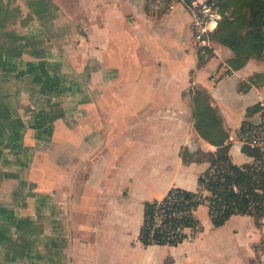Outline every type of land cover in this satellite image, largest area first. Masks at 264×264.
<instances>
[{
    "label": "crops",
    "instance_id": "obj_1",
    "mask_svg": "<svg viewBox=\"0 0 264 264\" xmlns=\"http://www.w3.org/2000/svg\"><path fill=\"white\" fill-rule=\"evenodd\" d=\"M187 4L0 0V74L12 75L19 87L34 90L47 102L46 108L36 110L26 106L31 112L28 120L17 106L8 117L0 115V161L11 163L3 149L16 161L24 138L30 141L32 134L43 133L51 151L59 141L64 160L60 167L52 164L50 171L46 169L41 190L27 189L12 203L0 200V264H264V243L260 245L264 216L259 226L247 214H232L222 224L211 225L213 236L223 234L219 240H204L202 225L175 245L144 244L138 239L143 201L160 199L171 186L196 188L197 175L207 161H182V148L215 149L194 128L195 92L217 116L225 132L223 141L229 144L228 158L235 164L248 160L237 129L256 118L259 102H264V47L259 57L229 67L226 60L232 52L226 45L209 40L200 47L195 42ZM10 15L17 29L23 26L22 16L29 23L43 16L41 23L57 29L78 18L87 33L79 43L87 49L76 70L88 79L87 86L67 78L71 72L60 70L63 60L49 58V49L37 46V33L5 28ZM86 63H91L89 70L83 69ZM68 93L76 95L73 119L64 118L65 106L51 99ZM131 157L153 160L147 163V175L121 167ZM99 163L119 171L112 174L116 177L110 184H100L104 173H93L91 165ZM16 164L21 166L22 161ZM166 166L171 167L167 172ZM19 171L0 168V182L25 183ZM58 171L59 181L54 177ZM153 191L155 197H149ZM93 193L95 199L88 202ZM199 207L206 205L198 204L194 217ZM39 238L44 243L41 249L35 247Z\"/></svg>",
    "mask_w": 264,
    "mask_h": 264
},
{
    "label": "trees",
    "instance_id": "obj_2",
    "mask_svg": "<svg viewBox=\"0 0 264 264\" xmlns=\"http://www.w3.org/2000/svg\"><path fill=\"white\" fill-rule=\"evenodd\" d=\"M187 3L189 0H183ZM219 18L215 26L207 32L209 40L226 45L232 55L226 60L231 68H237L250 57H259L264 47V0H217ZM206 47V46H200ZM1 76L8 77V73ZM193 106V125L198 134L215 146L213 151L193 152L182 148V161L203 158L207 165L196 178L195 190L169 187L160 199L145 200L142 203V219L138 228V239L144 244L175 245L178 241L161 239L159 234L149 235V221L153 208L166 202L171 195L178 198L186 207L196 208L205 204L211 225L218 226L232 214H247L254 225L259 226L264 216V170L249 162L235 164L230 162L227 154L228 143L224 142L225 132L218 124L217 116L198 91L195 92ZM257 106V103L254 104ZM10 103L0 98V115L8 117L12 113ZM245 122L240 124L243 125ZM246 154L257 153L254 149L241 145ZM207 193H202V191ZM175 221L171 220L170 224ZM182 226L201 229V224L193 215L178 220Z\"/></svg>",
    "mask_w": 264,
    "mask_h": 264
},
{
    "label": "rangeland",
    "instance_id": "obj_3",
    "mask_svg": "<svg viewBox=\"0 0 264 264\" xmlns=\"http://www.w3.org/2000/svg\"><path fill=\"white\" fill-rule=\"evenodd\" d=\"M17 17V16H15ZM62 17V16H61ZM14 16L10 15L8 16L7 24H5V28L10 29L9 31H14L19 34H28L33 33L36 34L37 37V46L40 49L48 48L49 51L52 53V55H49V58L53 57L57 59L58 57L63 60L62 65L60 66V70L71 72V74L67 78L71 81L76 82L79 86H85L88 79H83L80 71L76 70V67H78V64L81 60V58L84 56V50L87 49L82 48L80 45L79 37L85 36L87 37L86 28H84L81 25V21L77 18L76 20L63 22L61 28L57 29L54 25H44V19L42 17H38L37 20L31 21L29 23V19H24V16H22L24 22H22V27L17 29V26L15 22H13ZM13 20V21H12ZM29 20V21H28ZM43 22V23H41ZM75 22V23H73ZM25 23V24H24ZM35 23V24H34ZM13 27L16 29H13ZM60 27V25H58ZM7 33V32H6ZM91 46H89V50L91 51ZM80 57H78V56ZM79 60V61H78ZM91 67V63H86L85 70H89ZM78 73V74H77ZM73 75H76L75 77ZM16 78H14L12 75L5 77L1 76L0 74V98L7 100L11 107L17 106V112L22 115V117L26 120L30 119L31 112H29L26 108H31L32 110H36L37 108H46V101H44V97L41 94H37L34 90L32 92H29V90L24 87V85H20V87L17 84ZM18 86V87H17ZM87 86V85H86ZM17 87V88H16ZM17 90V92L15 91ZM72 93V92H71ZM68 93L65 96H62V99L60 96L51 98L52 100H59V105L65 106V116L66 119H73L75 117V110L72 107L71 104H73L72 101L75 100L76 95L73 93ZM30 141L25 140L24 138L22 146H24V149H22V152H19L17 155L16 161H22L21 166L16 164V161L14 159V155L8 151L7 149H3V152H5L6 159L11 160V163H2L0 161V168H3L4 170H17L19 169L20 178L25 180V183H20L15 179H9L6 181L0 182V200H4L5 202L12 203L14 199L19 198V195H23L27 189L30 191H39L42 188L43 185V178L46 169L48 168V171H50V166L53 164V166H61V163L64 162L62 160V154L59 147V141L57 140L56 143H54V151H51V144L50 141H46L45 133L41 134L40 136H29ZM32 138V139H31ZM48 138V137H47ZM28 142V143H27ZM101 147L99 150H102ZM97 150V151H99ZM53 154V155H52ZM52 155V156H51ZM98 156V155H97ZM96 156V157H97ZM64 159V158H63ZM132 159V157H131ZM52 161V162H51ZM66 161V160H65ZM15 162V164H13ZM100 162V161H98ZM153 160L151 159H142V158H133L132 160L128 161L127 165L122 164L121 167L125 168H131L141 172L144 175L146 174L147 170V163H151ZM119 165V162H117ZM92 171L95 174L98 173H104V180L100 182V184H110L112 182V178L117 176V173L119 172L114 171L112 172L109 168H104L101 163L99 164H93ZM171 168L170 166H166L165 170L166 172L168 169ZM60 168H58L59 170ZM164 170V171H165ZM122 173V172H121ZM121 173L119 175H121ZM112 174L116 176H112ZM150 174V172H149ZM166 176H169L170 173H166ZM82 175H78V177H81ZM55 180H60V171L54 176ZM106 178L109 179V182L106 181ZM99 181V180H98ZM202 193H207V191H202ZM156 192H152V194L149 197H155ZM38 195H34V202H36ZM87 197H89V194H86ZM92 199H95L94 193L91 195L90 199L88 198V202ZM86 201V202H87ZM97 204L98 207L101 208V206H104L100 204L99 196H97ZM203 206V205H202ZM35 212L34 209L32 211ZM101 214V210H100ZM196 217L199 219L200 224L202 225V232L201 237L204 240L210 241L211 239H221L223 237V234L220 232L216 235L214 234L215 228H213L209 222V219L207 217L206 208L199 207L195 212ZM264 225V223L262 224ZM183 232H185V237L192 235L196 233V228L188 227L183 228ZM264 233V232H263ZM264 243V234H262L260 245ZM43 239H38L35 243L36 248H43ZM165 248V247H164ZM162 255H167V253H162Z\"/></svg>",
    "mask_w": 264,
    "mask_h": 264
},
{
    "label": "built area",
    "instance_id": "obj_4",
    "mask_svg": "<svg viewBox=\"0 0 264 264\" xmlns=\"http://www.w3.org/2000/svg\"><path fill=\"white\" fill-rule=\"evenodd\" d=\"M187 6L191 15L189 29L192 37L198 46H207L209 43L207 32L215 26L220 16L218 2L217 0H189ZM259 106L256 118L239 126L236 135L240 145L254 149L257 153V156L247 154V162L264 170V102H259ZM193 210L192 206L186 207L180 204L178 198L171 195L166 202L153 208L148 225L149 235L151 236L154 232L166 241H178L179 237L185 234L182 229L190 226H182L176 222L192 216ZM171 220L175 221L174 224H170Z\"/></svg>",
    "mask_w": 264,
    "mask_h": 264
}]
</instances>
